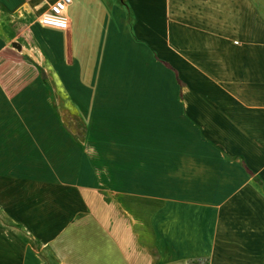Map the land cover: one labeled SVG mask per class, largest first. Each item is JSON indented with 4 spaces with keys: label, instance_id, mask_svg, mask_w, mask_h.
<instances>
[{
    "label": "crops",
    "instance_id": "obj_1",
    "mask_svg": "<svg viewBox=\"0 0 264 264\" xmlns=\"http://www.w3.org/2000/svg\"><path fill=\"white\" fill-rule=\"evenodd\" d=\"M56 1L0 0V210L14 224L0 222V264H126L105 230L124 226L143 229L145 260L264 264V0H73L68 31L40 23ZM28 37L53 49L87 125L78 158L98 166L93 185L67 172L69 134L27 75ZM92 59L101 93L82 90L80 70L72 87ZM115 89L125 106L112 110ZM112 129L110 156L90 134ZM72 195H109L112 218L71 231Z\"/></svg>",
    "mask_w": 264,
    "mask_h": 264
},
{
    "label": "rangeland",
    "instance_id": "obj_2",
    "mask_svg": "<svg viewBox=\"0 0 264 264\" xmlns=\"http://www.w3.org/2000/svg\"><path fill=\"white\" fill-rule=\"evenodd\" d=\"M8 27V25H7ZM9 28V27H8ZM57 32V31H55ZM61 33V32H58ZM30 39V37H28ZM46 39H51L53 37H49L48 35H46L45 37ZM28 39V40H29ZM31 40H33V42H31ZM56 40V39H54ZM32 44L33 47V51H31L30 53H26V56L29 58L28 60L33 61V65L30 66L28 69H32V71L30 72L29 70H27V75L29 76L30 74L35 75L36 70L38 72V76L40 78L43 79V83H41L40 86V91L41 92H51L53 91L54 93V99H53V103H54V109H55V123L56 125H62L63 129L65 130L66 134H69V138H70V142H71V160L69 162V164L66 165L67 167V172H69V175L71 177V181L74 182V178L82 176V179L84 181V184L87 183L88 181L91 183V179L89 180V178H92L93 175L91 174L92 171H97V165L91 164V172L88 171V169H86L84 167V165L80 166V162H79V158L78 156L80 155L79 152V145L78 144H82V142H86V132L83 131V128L80 126V122L77 121V119L75 118L78 114H77V109L74 106L73 102L71 99L68 98L67 92L64 89V83L62 81V73L60 67L58 65H56V67L52 66L51 62H48V59L51 57L53 58V49L48 46L47 42H39L36 43V41H34V39H30L29 40ZM30 61V62H31ZM91 61V62H90ZM87 67L85 66H80L79 68H76L75 70L71 69V72H69V74H71V77L74 76V78H72V80L74 81L73 86L72 87H77V85L75 84V81L78 80L79 78V74L80 71L82 74L81 78L83 79V81H85L82 85H83V91L85 92H96L97 93H101L102 89L99 88V86H97L96 84H94V79L97 76V74L95 75L96 69H95V65L92 60H87ZM24 63V62H23ZM32 63V62H31ZM31 63H29L31 65ZM25 64V63H24ZM28 67V66H27ZM78 73H75L77 72ZM74 71V73H73ZM74 74V75H73ZM115 79H117V77H114ZM69 80V79H68ZM113 87V85H112ZM115 87V86H114ZM70 90V88H69ZM113 92L110 93H114V97L117 98L120 102L121 105H115L112 104L111 105V109H118L120 107H124L125 105L123 104V101L121 96L119 95V90L117 91L115 90H111ZM113 96V95H112ZM42 97V96H40ZM117 99L116 102H119ZM50 103V100H48ZM113 102V100L111 101ZM115 102V101H114ZM123 104V105H122ZM39 105H43L42 104V100H39ZM81 117V116H80ZM100 136L99 140L104 141V143H107L108 146L106 145V151L108 153V155L113 156V153L116 151V149L113 146H109L108 142L111 137H113V139H120L119 138V132L117 130H109L106 132H93L90 134V136ZM57 136V135H56ZM108 140V141H107ZM78 143V144H77ZM78 145V146H77ZM84 150V148H82ZM116 168L118 170H120V172L123 174L124 177H126V167L127 165H115ZM82 167V168H81ZM100 167V166H99ZM107 169L110 170V164L106 165ZM100 171V170H99ZM107 172V171H106ZM93 173V172H92ZM96 173V172H95ZM101 173V172H100ZM92 184V183H91ZM93 185V184H92ZM84 187H93V186H89V185H85ZM85 192V191H84ZM87 192V191H86ZM110 199L109 195H107V197L105 196H97V195H92V196H78V195H72L71 196V206H72V212H71V228L73 231V228H77L79 227L81 224V221L85 218V217H92L94 218L95 216H98V218L101 219H111L112 218V212H111V207H110V203L108 202V200ZM84 203V204H83ZM122 203L121 201H119L118 203L114 204L115 209L120 206L119 204ZM83 207V208H81ZM102 208L100 213L98 214L97 210H99V208ZM81 208V209H80ZM125 208V207H124ZM122 209V208H119ZM124 213V212H123ZM98 214V215H97ZM117 214V211L115 210L114 212V216ZM121 214V213H120ZM121 216V215H120ZM124 219V224H126L125 221V217ZM12 221V218L10 217V215L6 212H3L0 210V222H4L7 225H9ZM12 224V223H11ZM14 225V224H12ZM14 228V226H12ZM12 227H8V228H12ZM50 232L56 233L57 229H48ZM59 230V229H58ZM108 237H110L111 235V231H113V233L116 235H118V245L120 248V252H122L124 254V257L126 259H124L126 264H179V261H172V260H158V259H149V260H145L143 259V236H142V231L143 229L140 227H130V226H124V227H119L118 229H111V228H106L105 229ZM14 231L20 232L24 235V237H26L34 246V248H36L39 251H46V249L44 250L43 245L38 242L35 239V234L32 232L31 229L28 228H15ZM75 234V232H74ZM116 235V237H117ZM90 244L93 245L94 243L92 241H90ZM86 245V243H85ZM81 244L79 245V247L77 246L75 239L73 237V234L70 237L69 240V246L67 247V249L69 248L70 251L75 252V251H79L81 249ZM86 247V246H85ZM51 249L48 248L47 251H50ZM88 250V248H87ZM185 262V261H183ZM182 262V263H183ZM188 264H207L206 261H187Z\"/></svg>",
    "mask_w": 264,
    "mask_h": 264
},
{
    "label": "built area",
    "instance_id": "obj_3",
    "mask_svg": "<svg viewBox=\"0 0 264 264\" xmlns=\"http://www.w3.org/2000/svg\"><path fill=\"white\" fill-rule=\"evenodd\" d=\"M72 4L73 0L56 1L41 17V25L53 30L68 31L70 29V19L68 11Z\"/></svg>",
    "mask_w": 264,
    "mask_h": 264
},
{
    "label": "trees",
    "instance_id": "obj_4",
    "mask_svg": "<svg viewBox=\"0 0 264 264\" xmlns=\"http://www.w3.org/2000/svg\"><path fill=\"white\" fill-rule=\"evenodd\" d=\"M163 64H164V66H166L168 69H172V67H171L169 64L164 63V62H163ZM178 81H179V84L182 86L183 83H182V81H180L179 78H178ZM75 116H76L75 118L77 119V121L80 122V126L83 128V131L86 132V130H87V125H86L84 119H83L82 117H80V115H78V116L75 115Z\"/></svg>",
    "mask_w": 264,
    "mask_h": 264
}]
</instances>
